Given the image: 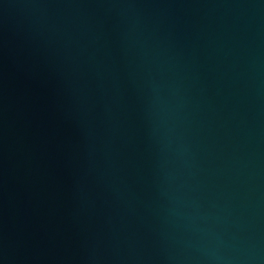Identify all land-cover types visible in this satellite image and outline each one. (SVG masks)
<instances>
[{"label": "water", "instance_id": "1", "mask_svg": "<svg viewBox=\"0 0 264 264\" xmlns=\"http://www.w3.org/2000/svg\"><path fill=\"white\" fill-rule=\"evenodd\" d=\"M0 264H264V0H0Z\"/></svg>", "mask_w": 264, "mask_h": 264}]
</instances>
